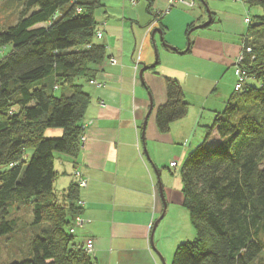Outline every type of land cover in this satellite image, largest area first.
Segmentation results:
<instances>
[{
	"label": "trees",
	"instance_id": "16d2710c",
	"mask_svg": "<svg viewBox=\"0 0 264 264\" xmlns=\"http://www.w3.org/2000/svg\"><path fill=\"white\" fill-rule=\"evenodd\" d=\"M18 1L16 21L0 29V51L9 49L0 59V238L17 229L11 209L30 205L32 225L51 227L29 239L26 257L8 264H96L69 233L82 217L80 170L73 171L75 183L56 193L53 156L77 157L90 101L82 82L103 87L94 79L105 59L94 20L103 0ZM242 1L263 12L250 19L243 37L251 79L214 115L204 141L182 163L183 207L196 238L176 248L171 264H264V0ZM163 80L166 102L155 125L165 135L188 104L176 80ZM49 130L59 137L45 136Z\"/></svg>",
	"mask_w": 264,
	"mask_h": 264
},
{
	"label": "crops",
	"instance_id": "0c3cea01",
	"mask_svg": "<svg viewBox=\"0 0 264 264\" xmlns=\"http://www.w3.org/2000/svg\"><path fill=\"white\" fill-rule=\"evenodd\" d=\"M168 2L103 0L95 10L96 29L102 33L95 43L105 48V59L96 67L94 79L103 87L82 82L90 98L83 123H92L83 132L86 140L77 157L53 156L59 190L75 183L74 169L87 179L80 202L88 223L75 232L79 241L73 242L83 246L92 240L96 264H157L154 247L161 242L163 230L157 231L161 223L152 240L150 235L164 210L162 189L169 190L172 181L169 171L157 170L158 163L169 160V166L175 154L183 163L204 141L208 123L203 125L201 118L206 116L207 122L214 118L211 106L220 98L216 91L221 73L228 70L234 80L233 64L247 31L243 21L261 13L242 0H179L170 7ZM207 11L210 25L195 29H206L205 34L192 36L194 28L208 21ZM156 29L163 43L176 51L166 49L157 34L151 40ZM111 58L116 64L109 63ZM165 77L180 84L185 101L193 92L200 108L187 111L162 135L155 113L166 102Z\"/></svg>",
	"mask_w": 264,
	"mask_h": 264
},
{
	"label": "rangeland",
	"instance_id": "374dc122",
	"mask_svg": "<svg viewBox=\"0 0 264 264\" xmlns=\"http://www.w3.org/2000/svg\"><path fill=\"white\" fill-rule=\"evenodd\" d=\"M19 8H20V2L18 0H0V29H3L4 27L9 26L16 21ZM98 10L99 9H97V11ZM252 14L253 12H251V15ZM262 14L263 12L261 10V13L259 15L261 16ZM190 30L191 28L188 30L189 33H191ZM205 30L206 29L195 30L192 32V36H195L197 34H205L204 33L206 32ZM243 40L244 38L242 39L241 49L244 46ZM191 41L192 39L190 37L189 45L191 44ZM191 47L192 45H190V48ZM3 51L4 52L6 51V53L4 54V52L0 51V59L3 58L7 53H9L8 48H6V50ZM240 53L241 52H239V54ZM158 59L159 58L157 57V60ZM158 67H160V64ZM227 71L221 73L220 76L219 84L217 86V91H216V93H219L220 96L218 97L220 98L216 99V103L214 104V106H211L214 107L215 109L214 114L222 113V111L225 108L226 102L235 92L234 91V84L236 82L235 77L233 80V77H231L230 73ZM205 85L206 84L203 83L201 85V88L204 87ZM188 93L190 94L186 95V101H185L188 104V111L189 112H194L195 110L197 111L200 108V103L198 102V99L195 97V95H193V92L190 91ZM201 93L202 94L205 93V92L203 93V89H201ZM55 95L57 94L55 93ZM209 109H211L210 105H209ZM201 123L203 125H205V123H208L206 125L207 127H209L212 121L207 122L205 116L201 118ZM206 128H204L205 135H206ZM59 135H60V131L58 130H49L45 132V136L47 137H59ZM175 143H179V141H176ZM210 144L213 145V142H210ZM176 158L177 156L175 154L173 158L170 159L177 164L175 168H171L170 166H168L169 160L160 162L158 163L159 166H157V170L164 172L169 171L170 173L169 176L172 179L171 188H169V190L162 189L166 208H165L164 217L159 222L161 224L159 227L157 226L158 229L156 228L157 231H159L160 229L163 230L162 232L163 235L161 234V238H160L161 242L159 244V248L154 247L155 252L157 253L156 254L154 252L157 264H171L176 248L179 245L185 242L193 241L196 238L194 228L190 221L189 213L183 207V192H182L183 186L180 178V168L182 166V162L176 160ZM56 161L57 160H54V165L56 164ZM54 170L57 171L56 166ZM56 173L58 174V172ZM59 186H60L59 181L54 180L53 189L55 192L60 194L62 190H59L60 189ZM11 210L12 211L10 214V218L16 219L17 229L14 234L8 237L0 238V264H8L13 260H20L23 257H26L29 252V245H28L29 239L33 235L41 234L42 232L49 230L51 227L49 223H43L42 225L39 226L32 225L33 215H32V207L30 205L19 206V207L15 206ZM158 218H156V220ZM65 231L67 232L68 230L66 229ZM259 239L261 240L263 246V252L260 256V260L264 262V233L260 235ZM74 240L76 242L79 241L77 234L74 235Z\"/></svg>",
	"mask_w": 264,
	"mask_h": 264
},
{
	"label": "built area",
	"instance_id": "2783aa9c",
	"mask_svg": "<svg viewBox=\"0 0 264 264\" xmlns=\"http://www.w3.org/2000/svg\"><path fill=\"white\" fill-rule=\"evenodd\" d=\"M177 1H179V0H169V2H168L169 7L172 6L174 2H177ZM185 5L187 7H192L193 3L192 2L191 3L186 2ZM77 12L80 13L81 10L78 9ZM243 22L248 27L250 25V18L247 16ZM95 36H96V39L100 40L102 38V33L100 31H98L95 34ZM90 47H91V44L85 45L84 47H82V49L88 50V49H90ZM241 50H242V51H240L241 53L238 54V56L236 57L235 62L233 64V74H234V77L236 80V82L234 84V91L235 92L240 91L241 88L243 87V85L251 79L247 70L244 68V65H243L244 54L249 53L250 49H247V48L244 49V46H243ZM109 63L114 65V64H116V61L111 58V59H109ZM137 67H138V60L135 63V69H137ZM93 84L98 89L102 88V85L98 82H93ZM101 106H104L103 102H101ZM91 123L92 122L89 121L88 123L83 124V126H82L83 132L86 129V127L89 126ZM85 140L86 139L82 134L80 137V145L81 146L84 144ZM169 166L171 168H175L177 166V164L175 162H171L169 164ZM75 177H76V181H77L76 182L77 186L80 189H84L87 185V179L82 175V173L80 171L75 172ZM87 223H88V220H85L82 217H76L72 223V227L70 228L69 233L74 234L76 230L81 229ZM82 248H83V251L85 252V254H87L90 257H93L94 245H93L92 240H90V239L86 240L84 245L82 246Z\"/></svg>",
	"mask_w": 264,
	"mask_h": 264
},
{
	"label": "water",
	"instance_id": "95a60500",
	"mask_svg": "<svg viewBox=\"0 0 264 264\" xmlns=\"http://www.w3.org/2000/svg\"><path fill=\"white\" fill-rule=\"evenodd\" d=\"M207 14L209 15V12H208V11H207ZM210 22H211V17H210V15H209V19H208V21H207L206 23L202 24L201 26L194 28V30L197 29V28H206V27H208V26L210 25ZM155 34H157V35L159 36V40H160V42L162 43V45H163L166 49H169V50H171V51H176L174 48H172V47H170V46H167V45H165V44L163 43V39H162V36H161V31L158 30V29L153 30V31L151 32V34H150V38H151V40H152L153 42H154V36H155ZM143 71H144V69L140 71V76L142 75ZM144 125H145V124H144ZM142 129H143V132H144V126H143ZM165 208H166V206H165V203H164V210H163L162 214L159 216V218L156 220V222H154V224H153V226H152V231H151V235H150V240H152V236H153V233H154V231H155L157 225L159 224V222H160V221L162 220V218L164 217V214H165Z\"/></svg>",
	"mask_w": 264,
	"mask_h": 264
}]
</instances>
